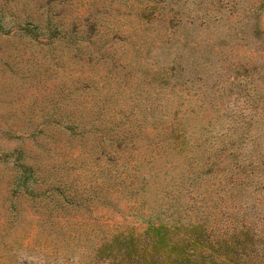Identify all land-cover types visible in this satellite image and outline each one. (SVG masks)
<instances>
[{
	"label": "rangeland",
	"instance_id": "obj_1",
	"mask_svg": "<svg viewBox=\"0 0 264 264\" xmlns=\"http://www.w3.org/2000/svg\"><path fill=\"white\" fill-rule=\"evenodd\" d=\"M263 66L264 0H0V264H106L170 202L264 253Z\"/></svg>",
	"mask_w": 264,
	"mask_h": 264
},
{
	"label": "trees",
	"instance_id": "obj_2",
	"mask_svg": "<svg viewBox=\"0 0 264 264\" xmlns=\"http://www.w3.org/2000/svg\"><path fill=\"white\" fill-rule=\"evenodd\" d=\"M261 78L264 79V76L261 75ZM246 100L252 99L247 97ZM254 106L263 108L258 101ZM258 108L254 111H244V114L248 113L250 118L254 117L252 114L261 113ZM240 122L241 132L238 137L244 133V127H247L246 121L240 119ZM201 147L198 157L207 149V144ZM193 154L190 156L188 166L180 167L178 173L171 175L173 180L166 186L165 196L171 195L175 200L176 193H172L174 185L183 184L188 179L193 180L192 174H196L198 178L204 166L209 164L206 167L208 170L215 163L207 161L210 154L202 163L198 159L192 166L191 161L196 156ZM237 155L238 153L233 151L231 164L236 169H244L246 163L239 162ZM216 162L220 163L219 160ZM250 162L251 160L247 161ZM230 182L244 181L235 176L230 178ZM199 215L196 208L186 210L176 202L167 203L164 207L151 205L145 218L147 222L145 229L141 233L116 234L101 244L98 249L99 257L103 258L106 264H264V253H260L255 247L256 232L253 225L246 221L240 223L234 221L224 233L216 234L212 232L213 227L206 223L207 219ZM252 229L254 232L251 233Z\"/></svg>",
	"mask_w": 264,
	"mask_h": 264
}]
</instances>
